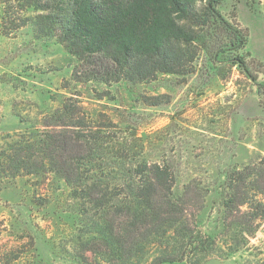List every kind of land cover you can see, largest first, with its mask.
Instances as JSON below:
<instances>
[{"label": "rangeland", "instance_id": "rangeland-1", "mask_svg": "<svg viewBox=\"0 0 264 264\" xmlns=\"http://www.w3.org/2000/svg\"><path fill=\"white\" fill-rule=\"evenodd\" d=\"M218 9L232 28L209 27L192 71L137 82L76 80L77 57L32 23L0 32V264H122L87 243L93 214L81 213L60 175L29 172L34 157L18 167L2 156L45 123L59 124L52 115L68 99L87 119L114 121L110 137L140 138L148 161L173 169L175 196L221 247L201 264H264V216L245 201L225 207L234 171L247 175L240 189L264 203V0H223ZM157 255L153 246L127 264H191L156 263Z\"/></svg>", "mask_w": 264, "mask_h": 264}, {"label": "trees", "instance_id": "trees-1", "mask_svg": "<svg viewBox=\"0 0 264 264\" xmlns=\"http://www.w3.org/2000/svg\"><path fill=\"white\" fill-rule=\"evenodd\" d=\"M222 1L0 0V32L9 35L32 23L37 35L55 37L77 57L76 80L137 82L192 71L209 27L232 28L218 9ZM28 9L33 16L26 14ZM239 32L235 29L234 44L242 40ZM80 112L77 102L64 101L52 115L59 124L45 123L44 130L21 140L27 145L20 142L15 154L2 153L5 161L29 166L34 157L29 172L60 175L81 213L93 214L87 243L113 262H133L154 246L160 253L156 263L201 264L221 250L217 239L191 220L185 199L175 196V173L168 164L148 161L138 137L132 143L110 137L109 131L119 127L104 113L87 119ZM27 149L31 156L25 159ZM243 173L228 176L234 192L225 207L233 211V204L245 201L256 210L253 217L264 216V203L240 189L247 179Z\"/></svg>", "mask_w": 264, "mask_h": 264}]
</instances>
